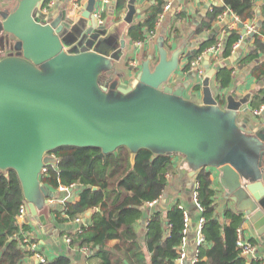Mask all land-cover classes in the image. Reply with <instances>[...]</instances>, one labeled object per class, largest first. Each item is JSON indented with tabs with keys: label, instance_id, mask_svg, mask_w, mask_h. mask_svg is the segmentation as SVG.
I'll return each instance as SVG.
<instances>
[{
	"label": "water",
	"instance_id": "95a60500",
	"mask_svg": "<svg viewBox=\"0 0 264 264\" xmlns=\"http://www.w3.org/2000/svg\"><path fill=\"white\" fill-rule=\"evenodd\" d=\"M46 1L16 0L0 10V44L12 49L0 57V170L18 174L29 214L46 223L41 213L56 194L42 182L44 168L57 163L51 151L91 146L103 156L128 146L132 163L138 149L150 148L181 155L192 175L214 169L225 195L264 233V123L240 120L252 93L214 96L208 53L203 100L187 98L189 82L172 83L185 49L167 48L164 34L131 81H121L115 62L141 12L137 0H128L116 22L99 20L97 0H87L77 19L65 4L45 12ZM239 26L245 39L254 35Z\"/></svg>",
	"mask_w": 264,
	"mask_h": 264
},
{
	"label": "trees",
	"instance_id": "16d2710c",
	"mask_svg": "<svg viewBox=\"0 0 264 264\" xmlns=\"http://www.w3.org/2000/svg\"><path fill=\"white\" fill-rule=\"evenodd\" d=\"M126 3L127 0H117V8L121 11ZM165 4L166 0H154L144 11L143 20L138 19L128 27V36L136 41L155 33ZM254 4L255 0H224L222 7H213L203 21L202 29L209 28L225 9L234 12L242 22L251 21L256 15ZM182 16H174L169 34L165 35L166 47H170V33L178 31L175 23ZM258 26L253 35L254 48L242 60L244 64L258 60L264 52V20ZM238 37L240 35L235 31L227 35L224 56L230 54ZM206 48L207 44H203L190 53L185 70L192 68L193 61L203 55ZM230 72L226 68L218 71L216 79L220 87L230 83ZM252 73L262 77L264 62L256 66ZM262 105L264 88L255 93L251 107L256 109ZM101 152L99 147L61 146L49 153L55 155L57 163L47 166L42 182L54 190L67 184L81 186L78 200L66 201L55 211L59 221L82 219L86 212H92L89 225L68 233L71 247H89L92 253L88 259L96 264H185L186 261L178 262L186 235L184 208L180 202L172 205L166 213L153 212L144 235L140 234L137 226L143 207L160 198L167 185L166 174L174 171L172 154L141 148L132 163V150L128 146H121L116 153L103 156ZM211 175L207 167L199 169L196 175L198 200L203 206L202 216L206 217V222L203 227L204 242L198 247L194 264H264L263 260H249L237 245V229L242 222L239 213L225 212L232 221L227 225L220 223ZM25 202L16 171L0 170V264H21L26 257L33 255L25 242L26 238L37 241L31 237L32 227L26 219L22 224L18 222L20 206ZM48 264L73 263L71 257L59 255L49 260Z\"/></svg>",
	"mask_w": 264,
	"mask_h": 264
},
{
	"label": "crops",
	"instance_id": "0c3cea01",
	"mask_svg": "<svg viewBox=\"0 0 264 264\" xmlns=\"http://www.w3.org/2000/svg\"><path fill=\"white\" fill-rule=\"evenodd\" d=\"M87 0H55V4L52 7L53 11H57L64 4L68 7L72 6L74 11L70 12V17L75 19L79 16V10ZM16 0H0V10L11 8L15 5ZM49 0L46 1L45 7ZM154 0H137L136 6L141 9V12L136 14L134 21L143 20L144 11ZM171 2V8L165 14L164 20L159 28L156 30V34L148 39L132 40L128 36V27L125 31V37L127 41V49L120 61L115 62L116 70L118 72L117 78L124 82H129L136 73L131 68V62L136 60L138 63V69L141 68L143 60L147 59L151 54H155L157 51L158 38L161 35L169 34V28L174 16L176 14H182L175 27L178 31L170 33L169 44L167 47L171 50H175L179 47H184L185 53L181 59L180 70L172 78L174 86L189 82V85L184 88V95L187 98L193 99L198 102L203 100V79L207 74L206 69V52L209 48L214 46L219 40H223V47L220 49L217 55L211 54L209 58V66L212 70H216L214 76L211 77L210 87L214 96L219 100H224L227 95H233L236 99H240L247 94L252 93L250 101L245 105L248 111L241 108L240 120L245 121L249 127H257L264 123V114L256 115L254 112L258 109H263L264 105L260 108L252 109V98L256 92L264 88V75L257 77L252 73L253 69L264 62V52L261 53L258 60L249 64L242 63V60L249 54L251 49L254 48L255 38L249 36L245 39L242 28L239 24L242 22L238 16L234 14L230 9H225L217 19L212 21L211 26L206 29H202L203 21L207 15L213 9L214 6H223L224 0H166ZM128 3V0H127ZM127 3L125 7L120 11L117 8V0H97V14H101L100 21H119L122 18L123 12L127 10ZM254 10L256 12L255 18L251 21L242 22L249 26L252 24L254 30L264 20V0H255ZM143 11V12H142ZM201 29V30H200ZM237 32L240 37L234 42L233 49L230 54L224 56L225 40L230 32ZM249 32V31H248ZM250 33V32H249ZM264 42V36L262 38ZM142 41L140 45L136 43ZM203 44H207V48L203 55L204 57L200 61L198 67L203 70V75L199 74V69L195 66L193 61L192 68L185 70L186 65L189 63V55L193 51L199 49ZM238 45V46H237ZM1 57V56H0ZM220 62H225L226 65L223 68L218 69ZM230 70V83L222 88L217 82L216 76L221 69ZM131 69V70H130ZM136 70V71H137ZM174 161V171L166 174L167 185L165 186L160 198L152 204H148L143 207L142 217L139 219L137 226L140 234L146 232V222L150 219V215L155 211H161L166 213L168 209L176 204L181 203V206L188 213L190 223L186 234L187 238V259L185 264H193L196 258L197 244V224L201 217V212L196 206L193 198V191L196 185V175L191 174V169L185 164L184 158L179 154H172ZM212 175L213 189L215 190V205L216 214L222 225L230 224L232 219L226 215L225 212H236L242 216V222L240 228H242L243 236L256 245V252L253 255L248 256L249 260L258 259L264 262V233L253 226L244 212L237 209L236 204L225 195V191L220 184L218 173L214 169L208 168ZM61 189V188H60ZM56 193L53 197L49 198V205L45 207L41 214L46 217V223L43 224L37 218L28 214L25 218L31 225V237L38 241L39 252L43 253L48 260L54 259L59 255L69 256L72 259L73 264H96L91 263L88 259L89 254L78 248H72L67 241L66 236L68 233L78 230L83 225H89L91 223V211L90 214L85 213L81 221L67 220L60 222L57 216L56 210L62 207V204L66 201H76L79 199L78 189L74 184L64 185V189L54 190ZM65 216V215H64ZM22 224L23 220H18ZM238 227V228H239ZM114 244V241L110 243ZM21 264H37V260L33 255L26 257Z\"/></svg>",
	"mask_w": 264,
	"mask_h": 264
},
{
	"label": "built area",
	"instance_id": "2783aa9c",
	"mask_svg": "<svg viewBox=\"0 0 264 264\" xmlns=\"http://www.w3.org/2000/svg\"><path fill=\"white\" fill-rule=\"evenodd\" d=\"M54 4H55V0H49L47 5L45 7H43V10L45 12L53 11L52 7L54 6ZM170 8H171V2H166L165 7H164V12L159 16V19L157 21V28H159L160 25L162 24V21L164 20L165 14H166V12L168 10H170ZM96 16L98 18H101V14L100 13H98V14L96 13ZM253 29H254V26L252 24H250L248 26L247 33L249 34V32H252ZM154 34H156V32L155 33L154 32L150 33L149 37L151 38L152 35H154ZM148 38H146V39H148ZM141 43H143V42L142 41H138L136 44L140 45ZM223 44H224L223 40L222 39L219 40L214 46H212L211 48L208 49L206 54L207 53H211V54L217 55L219 53L220 49L223 47ZM6 54H7V51L5 50V53H3L1 55V57L5 56ZM203 58L204 57H199V60H197L195 62V66H197V68L199 69V74L200 75L204 74L203 70L200 69V67H198L200 61L203 60ZM131 68H132V70H134L136 72V70L138 68V63H137L136 60L131 62ZM254 113L256 115H261L263 113V109L255 110ZM51 156L55 157L54 154H52ZM46 171H47V167L44 168L43 173L46 172ZM60 188L64 189V185H61ZM198 188H199V183L196 182V185H195L194 191H193V198H194V202H195L196 206L199 208V210L201 212V217H200V219L198 221L197 229H196L197 230V244H198V247H199L204 242L203 227H204V224L206 222V217L202 216L203 206L201 205L200 201L198 200V195H199ZM156 201H154L152 203H155ZM152 203H149V204H152ZM28 214H29V212H28V203L25 202V203H23L20 206L19 214H18V220L21 219V220L24 221ZM77 220L81 221V219H77ZM184 220H185L184 232H185V234H187L189 223H190V219H189L188 213L185 210H184ZM148 224H149V219L146 222V229H145L146 231L148 230V228H147ZM66 239H67V241L69 243L71 242V238L69 236H66ZM25 242H26L27 246L29 247V249L33 251V256L36 258L37 264H48L49 260L46 258V256L43 253L39 252V250H38L39 249L38 241L32 242L29 238H26ZM186 245H187V238H186V235H185L183 237V242H182V246H181V253H180V256L178 258V262H180V263H183L187 259ZM237 245H238V247L241 248L242 252L244 254H246V255H253L256 252V248H257L256 245L253 244L251 241L247 240L243 236V231H242V228H240V227L237 229ZM198 247H197L196 252H198ZM81 250L84 251L86 254H89L91 252V249L89 247H82ZM196 260H197V257L194 259V263H195Z\"/></svg>",
	"mask_w": 264,
	"mask_h": 264
},
{
	"label": "rangeland",
	"instance_id": "374dc122",
	"mask_svg": "<svg viewBox=\"0 0 264 264\" xmlns=\"http://www.w3.org/2000/svg\"><path fill=\"white\" fill-rule=\"evenodd\" d=\"M12 49L9 51L7 50V52H11ZM5 53V46L3 44H0V56ZM58 190H61L60 188Z\"/></svg>",
	"mask_w": 264,
	"mask_h": 264
},
{
	"label": "flooded vegetation",
	"instance_id": "af4514ba",
	"mask_svg": "<svg viewBox=\"0 0 264 264\" xmlns=\"http://www.w3.org/2000/svg\"><path fill=\"white\" fill-rule=\"evenodd\" d=\"M9 51H10V50H9ZM6 55H8V54H6ZM6 55H5V56H6Z\"/></svg>",
	"mask_w": 264,
	"mask_h": 264
}]
</instances>
